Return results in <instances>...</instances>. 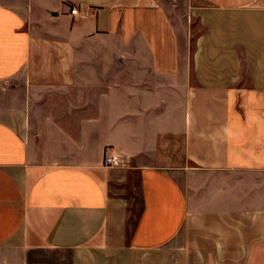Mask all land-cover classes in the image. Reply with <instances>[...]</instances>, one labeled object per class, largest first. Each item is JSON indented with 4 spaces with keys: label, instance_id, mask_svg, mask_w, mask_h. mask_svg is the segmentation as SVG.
I'll list each match as a JSON object with an SVG mask.
<instances>
[{
    "label": "crops",
    "instance_id": "1",
    "mask_svg": "<svg viewBox=\"0 0 264 264\" xmlns=\"http://www.w3.org/2000/svg\"><path fill=\"white\" fill-rule=\"evenodd\" d=\"M188 5L0 0V264H264V0Z\"/></svg>",
    "mask_w": 264,
    "mask_h": 264
},
{
    "label": "rangeland",
    "instance_id": "2",
    "mask_svg": "<svg viewBox=\"0 0 264 264\" xmlns=\"http://www.w3.org/2000/svg\"><path fill=\"white\" fill-rule=\"evenodd\" d=\"M166 9L169 11L170 15L176 19L177 22L184 21V17L188 14V4L189 0H158ZM193 35L195 37L201 32V27L198 25L197 21L193 20ZM4 91V89L2 90Z\"/></svg>",
    "mask_w": 264,
    "mask_h": 264
},
{
    "label": "built area",
    "instance_id": "3",
    "mask_svg": "<svg viewBox=\"0 0 264 264\" xmlns=\"http://www.w3.org/2000/svg\"><path fill=\"white\" fill-rule=\"evenodd\" d=\"M70 11L73 15H75L78 12V6L77 5L72 6ZM105 163L107 165L120 166L123 164V161L119 156L110 154V155H106Z\"/></svg>",
    "mask_w": 264,
    "mask_h": 264
}]
</instances>
